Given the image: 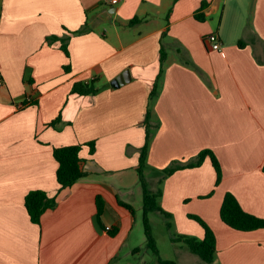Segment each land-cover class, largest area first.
<instances>
[{
  "label": "crops",
  "instance_id": "obj_1",
  "mask_svg": "<svg viewBox=\"0 0 264 264\" xmlns=\"http://www.w3.org/2000/svg\"><path fill=\"white\" fill-rule=\"evenodd\" d=\"M202 2L209 4L204 22L195 19ZM135 18L141 22L129 26ZM85 25L89 32L72 35ZM212 33L221 52L206 44ZM52 36L69 37V57ZM128 71L129 82L111 85ZM0 78V264H151L136 170L148 111L158 130L145 175L172 215L149 214L152 228L160 215L170 239L202 240L203 227L189 218L196 215L216 236L212 264H264V228L238 231L220 217L230 192L264 219V0H0ZM93 80L98 93L72 92ZM73 145H82L86 176L61 189L53 151ZM203 150L221 165L219 185L209 157L159 184L161 170ZM34 190L57 198L39 225L25 206ZM98 197L106 204L100 217ZM171 242L174 261L203 264Z\"/></svg>",
  "mask_w": 264,
  "mask_h": 264
},
{
  "label": "trees",
  "instance_id": "obj_2",
  "mask_svg": "<svg viewBox=\"0 0 264 264\" xmlns=\"http://www.w3.org/2000/svg\"><path fill=\"white\" fill-rule=\"evenodd\" d=\"M208 5L209 4L207 2H202L200 10L195 13L196 20L200 22H204L206 20L204 11L208 8ZM140 22H141L140 19L135 18L130 21L129 26H134L135 24H138ZM89 31L90 29L87 27V25H85L83 28L73 32L72 35L77 36V35L85 34ZM49 41L50 42L60 41L61 49L67 55V57H69V51H68L69 37L59 38L56 36H52L49 39ZM238 46L243 48L245 44L243 41H239ZM167 56H168L167 52L165 51L164 46H162L160 52L161 73L163 72V68L165 61L167 60ZM70 69H71L70 66L65 67L66 71H70ZM72 92L80 95H90V94L98 93L99 88L96 86V80L87 83L78 82L74 84ZM157 95H158V84L155 83L150 93L149 105L156 99ZM28 104H32V102L25 103L24 105H28ZM144 124L146 128V141L144 146L141 149H139L140 156H139L138 167L136 170L139 176V183L143 191V225H144V233L146 237V245H147V249L152 251V253L156 256L160 264H179L174 260L162 259V257L160 256L157 241L153 235L152 226L149 221V214L151 213H156V212L160 213L166 219H171L172 215L166 213L158 205L157 200L159 197H161L162 194L161 190L158 189L156 192H151L148 186L145 170L147 169L149 146L154 137L155 132L158 130V126L151 122L150 111L147 112ZM89 146L91 147V152H93L95 149L94 143H91ZM81 150H82V145H73V146H66V147H60L54 149L53 155L55 160L59 164L57 170V181L61 186V189L72 187L81 178H84L86 176L85 172L81 168V163H82V159L80 156ZM207 157L211 159L212 164L216 170L217 173L216 184L219 185L222 180L221 165L218 159L216 158V156L210 150L202 151L197 156L195 161L184 164H174L171 165L170 167L161 170V177L159 179V184H161L163 179L172 175L177 170L201 166ZM123 205L126 208H128L132 213H134V210L131 206H128L126 204ZM25 206L31 221L34 224L39 225L41 223V218L43 214L47 210H53L57 207V198L49 197L45 191L34 190V191H30L27 194L25 198ZM97 207H98V215L100 217L106 207V204L101 197L97 198ZM220 217L221 220L227 226L238 231L250 232L264 228V219H260L244 211L238 199L230 192H227L225 194L220 209ZM189 218L195 220L203 227L205 231L204 238L200 240L190 236L172 235L171 237L172 241L184 244L192 254L197 255L204 263L206 264L214 263L215 255L217 252V240L213 230L200 217L196 215H189ZM166 226L169 230L171 229L170 223H167ZM115 234H116L115 231L111 233V235H115Z\"/></svg>",
  "mask_w": 264,
  "mask_h": 264
},
{
  "label": "rangeland",
  "instance_id": "obj_3",
  "mask_svg": "<svg viewBox=\"0 0 264 264\" xmlns=\"http://www.w3.org/2000/svg\"><path fill=\"white\" fill-rule=\"evenodd\" d=\"M145 131H146V128H145ZM156 217L157 219H159V222H158L159 224L155 225V221H154L152 230H153L154 237L158 238V241H159L158 248H159L160 256L162 257V259L178 260L179 257L177 255V251L174 248V245L172 244L171 239H170V232L168 228L166 226L164 227L163 225V218L160 215L159 216L156 215ZM143 253L145 254L149 263L156 264V256L152 253L151 250H147L145 248L143 250ZM186 253L188 255L189 260L200 261L201 263L205 264L197 255L192 254L190 252H186Z\"/></svg>",
  "mask_w": 264,
  "mask_h": 264
},
{
  "label": "built area",
  "instance_id": "obj_4",
  "mask_svg": "<svg viewBox=\"0 0 264 264\" xmlns=\"http://www.w3.org/2000/svg\"><path fill=\"white\" fill-rule=\"evenodd\" d=\"M122 0H107V3L111 6H117L121 3ZM206 44L209 46L210 50L221 52L223 49L222 41L220 36L217 33H212L206 38ZM4 82L2 78H0V86H3ZM31 101V99H28ZM111 227L107 228V231H110Z\"/></svg>",
  "mask_w": 264,
  "mask_h": 264
},
{
  "label": "water",
  "instance_id": "obj_5",
  "mask_svg": "<svg viewBox=\"0 0 264 264\" xmlns=\"http://www.w3.org/2000/svg\"><path fill=\"white\" fill-rule=\"evenodd\" d=\"M131 79L129 71L123 73L120 77H118L115 81L112 82V86L115 88H119L121 85H124L126 82H129Z\"/></svg>",
  "mask_w": 264,
  "mask_h": 264
}]
</instances>
